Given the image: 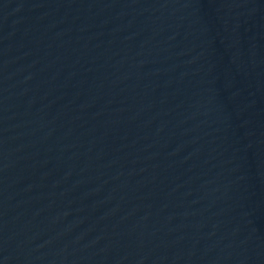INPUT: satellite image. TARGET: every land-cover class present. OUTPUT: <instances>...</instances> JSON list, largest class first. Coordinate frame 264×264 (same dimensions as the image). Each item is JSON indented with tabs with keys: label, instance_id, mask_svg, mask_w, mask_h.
I'll return each mask as SVG.
<instances>
[{
	"label": "water",
	"instance_id": "obj_1",
	"mask_svg": "<svg viewBox=\"0 0 264 264\" xmlns=\"http://www.w3.org/2000/svg\"><path fill=\"white\" fill-rule=\"evenodd\" d=\"M0 264H264V0H0Z\"/></svg>",
	"mask_w": 264,
	"mask_h": 264
}]
</instances>
